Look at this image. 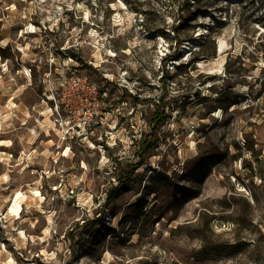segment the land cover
I'll list each match as a JSON object with an SVG mask.
<instances>
[{
	"label": "rangeland",
	"instance_id": "rangeland-1",
	"mask_svg": "<svg viewBox=\"0 0 264 264\" xmlns=\"http://www.w3.org/2000/svg\"><path fill=\"white\" fill-rule=\"evenodd\" d=\"M184 3L0 0V264H264V0ZM71 59L115 106L83 140L50 101ZM163 73L168 118L116 192L120 151L92 142L116 126L133 159Z\"/></svg>",
	"mask_w": 264,
	"mask_h": 264
},
{
	"label": "built area",
	"instance_id": "built-area-1",
	"mask_svg": "<svg viewBox=\"0 0 264 264\" xmlns=\"http://www.w3.org/2000/svg\"><path fill=\"white\" fill-rule=\"evenodd\" d=\"M71 60L70 65L72 66L66 67L67 74L63 76V82H59V87L55 88L54 94L56 98L50 101H56L54 104V116L57 115V118L63 119L62 128L66 131L67 139L83 140L90 137L98 129L99 120H102L104 115H110L111 112H115V106L111 104L107 92L102 90L94 80L87 75H79L74 71L72 67L77 62L73 59ZM123 104L126 103L123 102ZM120 128L123 129L121 126ZM126 128L123 130L127 132L130 141L135 145L142 138L143 132H141V128L132 121ZM115 129L116 126L114 128L109 126L107 133L111 137L106 136L105 142L99 144L92 142V144L98 148L119 149L120 152L117 158H126L131 153L128 150H122L127 145V141L112 135Z\"/></svg>",
	"mask_w": 264,
	"mask_h": 264
},
{
	"label": "trees",
	"instance_id": "trees-1",
	"mask_svg": "<svg viewBox=\"0 0 264 264\" xmlns=\"http://www.w3.org/2000/svg\"><path fill=\"white\" fill-rule=\"evenodd\" d=\"M191 6H192V0H185L184 7L186 9H189ZM174 32L177 37L176 44L177 46H179V48L173 54H171L164 60L165 64L168 61H171V60L177 61L178 59L181 58L180 46H181L182 40L178 36L179 28L175 27ZM74 57L79 59L75 55ZM163 78H164L163 89H162V94L159 99V103L160 105H162V109L158 107L161 111L160 110L156 111L153 117L149 119L148 124L150 127V131L149 133L142 134V140L140 142L141 143L140 151L136 152L133 159L131 160L126 159L127 161L125 164L121 163L119 158H117L115 161L117 165V167H115V171H117L116 176H117V182H118V185L115 187L116 192H119L125 189L127 187V183L132 179L136 170L140 169L142 166L146 164V158L151 148V142L154 139V137L157 136L158 129L166 123V120L168 118L167 108L169 107L168 101L166 100V98L169 95L166 82L169 79V74H166L164 76V73H163ZM148 101L153 102L154 100H152V98H149Z\"/></svg>",
	"mask_w": 264,
	"mask_h": 264
},
{
	"label": "bare ground",
	"instance_id": "bare-ground-1",
	"mask_svg": "<svg viewBox=\"0 0 264 264\" xmlns=\"http://www.w3.org/2000/svg\"><path fill=\"white\" fill-rule=\"evenodd\" d=\"M195 47H196L195 45L190 46V47H186V53L184 54L183 61L190 60V56H188V55L191 53V51H193L195 49ZM222 115H223L222 110H220L219 113L215 114V116L217 118H222ZM22 145L24 146L25 149L29 150V146L24 140L22 141ZM0 150H5L4 143H2L0 145ZM68 155H69L68 150H66V152L64 153V156H68ZM19 197H22V194H20ZM19 197H17V199H15L13 204L10 206V211L12 213H14V215H18L21 212V209H22L21 201L18 200ZM185 209H186V206L183 207L182 212H184Z\"/></svg>",
	"mask_w": 264,
	"mask_h": 264
}]
</instances>
